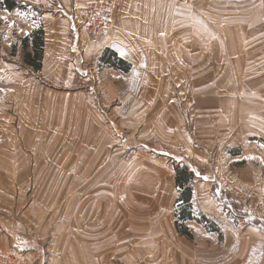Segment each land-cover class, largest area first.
<instances>
[{"label":"crops","instance_id":"0c3cea01","mask_svg":"<svg viewBox=\"0 0 264 264\" xmlns=\"http://www.w3.org/2000/svg\"><path fill=\"white\" fill-rule=\"evenodd\" d=\"M13 1L23 9L4 10L0 6V18L7 22L2 25L4 31L13 32L14 25L24 21L29 10L42 11L38 27L27 21L22 37L42 30V67L38 74L44 73L65 88L80 83L70 65L81 59L84 64L94 60L100 71L105 69L113 79L125 81V87L104 88V96L118 102L121 97L134 98L108 111L105 106L89 103L71 105L68 110L49 99L40 114L49 116L56 128L35 125L38 133L34 135L44 140L43 154L60 167L51 171L45 160L44 166L37 162L39 196H43L42 203L64 208L58 237L67 244L74 242L77 254L78 250L82 253L81 258L78 255L79 264H91L87 254L132 256L134 264H264V221L241 225L224 209V186L197 182V172L207 167V157L199 154L192 141H187L182 114L174 102L176 89L202 98L205 109L228 115L226 122L230 127L236 117L242 120L246 115H257L256 109H264V22H256L263 16L261 10L231 11L218 18L215 13L221 11L217 9L208 17L211 25L200 27L194 23L189 29L187 21L199 15L191 12L194 3L185 6L190 11H175L169 7L174 3L167 0H122L114 14L112 30L95 44L87 41L83 29L80 36L77 33L78 38L71 33L72 14L79 7L100 0ZM16 16L21 20H16ZM106 51L128 63V71L109 68L102 61ZM132 73L135 75L129 77ZM162 79L163 84L155 82ZM138 80L139 86L127 87ZM179 83L180 88L175 89L173 86ZM243 97H247V102L240 100ZM123 129L138 133V150L132 158L140 161H134V173L127 174L129 179L134 177L131 183L124 184V192L114 189L108 193L104 186L98 188L103 174L94 168H111L109 154L120 164L130 158L126 153L132 149L126 147ZM80 137L83 144L79 150L74 144ZM68 148L73 149L72 155L66 151ZM60 151L64 156L75 155L70 169V158L59 159ZM15 158L12 173L16 179L24 180L28 177L29 161ZM177 168L192 173V181L186 186L191 188V217L209 220L216 230L208 231L205 224L196 220H179L184 190L176 186ZM90 179L94 184L85 186ZM251 185L227 183L226 187L236 194L246 192L234 198L250 208L259 203L255 186ZM123 194L128 208L133 209L130 212H134L124 219L116 217ZM94 219H100L99 223ZM176 222L180 229L183 225L190 238L178 232ZM90 238L101 240V246H94L93 250L88 246ZM110 241L114 242L111 249L115 251H106L111 247ZM98 264L108 263L105 260Z\"/></svg>","mask_w":264,"mask_h":264},{"label":"rangeland","instance_id":"374dc122","mask_svg":"<svg viewBox=\"0 0 264 264\" xmlns=\"http://www.w3.org/2000/svg\"><path fill=\"white\" fill-rule=\"evenodd\" d=\"M167 1L174 3H170L169 7L175 11H190L185 6H192L194 3V10L191 12L199 13V15L192 17L193 21H187L189 29L190 25L194 23H198L200 27L206 23L211 25L208 17L215 11L217 12V9L221 11L215 13L218 18H221L223 14L232 13L231 11L242 13L250 10H261L263 16L258 18L256 22H264V0H192L190 4ZM200 2L202 3L201 7H199ZM121 3L122 0H118V6L113 11V17ZM41 16L42 11L29 10L24 21L14 25L13 32L3 30L2 25L7 24V22L6 19L0 18V264H4L6 257L16 261V263L11 264H68L71 260L75 264H79L78 255L80 258L82 256L79 250L77 254L73 241L72 244H67L64 242V238L58 237L60 235L58 228L63 225L61 220L64 218L62 215L64 208L42 203L43 196H39L36 184L35 167L37 162L44 166L43 161L45 160L46 165L52 169L51 171L60 168L55 160L49 161L43 154L41 149L44 142L43 138L34 135L38 133H36L35 125L44 124L46 129L49 126H55L51 123L49 116L40 114L44 109L45 102L51 99L57 103L56 105L68 110L71 105L89 103L99 108L105 106L108 111L114 105L125 101L130 103L134 100L131 96H125L121 97V101L118 102V99L113 100L104 96V88L125 87V81L118 78L113 79L114 76L109 73L106 74L105 69L100 71L99 66L94 65V60L84 64V59H81L78 63L70 65L72 66V73L80 77V83L70 86L68 84L65 88L59 86L57 80L54 81L53 78L47 77L44 73L38 74L34 69L25 65L22 61V37L26 34L24 27L27 21H33L32 25L38 27ZM16 20H21V18L16 16ZM111 30L112 28L108 33ZM85 37L87 39L86 33ZM90 42L99 43V41ZM13 44L15 45L14 51H12ZM224 58L227 60V55ZM217 62L214 61V63ZM126 65L130 67L128 63ZM140 71L144 72L145 70L140 69ZM134 75L135 73H132L129 77ZM155 82L163 84L165 81L162 79ZM139 83L138 80L135 84H128L127 87L139 86ZM175 86H173L175 89L180 88V83ZM178 90L176 89L174 102L182 114L183 123L187 130L185 137H187L188 142L192 141L198 147L196 150L199 151V154H205L207 157V167L202 168V171L198 170L199 181L197 182H212L224 186L226 199L222 203L224 206L227 205L224 209H228L229 214L234 219H238L241 225L263 223L264 109L255 110L258 116L246 115L247 118L242 120L236 117L237 121L234 122L233 127H230L226 122L228 117L226 113L220 112V110H207L203 107L204 100L202 98L188 96ZM246 98L243 97L240 100L247 102L248 99ZM31 100L32 106L30 105ZM57 119L54 120L57 121ZM121 132L124 134L126 147L132 149L126 153V156L130 158L122 160V164H120L118 159L109 154L111 168L105 170L94 168L96 172L103 174L99 180L98 188L104 186L108 193H112L114 189L124 192V184L131 183L134 177L129 179L127 174L134 173V170H131L134 167V161H140L132 158L138 150L135 148V143L139 139L138 133L128 129H123ZM230 132L232 135L228 134ZM80 143L81 137L74 144L76 149L77 146H79V150L82 148L83 143ZM133 146L134 148H132ZM71 150L73 149L68 148L66 151L72 155ZM109 150L113 152L114 149L110 146ZM15 156L24 157L29 161L27 163L28 177L24 180L16 179V174L13 175L12 173V166L17 161ZM58 156L62 161L70 158L67 165V169H70L75 155L64 156L60 151ZM215 163H217L216 169ZM227 183H239L247 187L250 184L254 185L255 195L259 196V203L248 208L240 202L239 198H234L237 194L247 193L230 192L226 187ZM93 184V179H90L85 183V186ZM160 184H164V181L160 180ZM225 189H227L226 192ZM125 195H122V203L118 204V216H116L123 217L122 219L134 215V212H130L133 209L128 208L130 206L126 204ZM108 203L105 202L107 205ZM179 209L176 210V213ZM103 210L101 208V213ZM202 219L204 218L200 220L202 221ZM70 220L68 219L67 222L70 223ZM94 220L98 223L100 221V219ZM202 224H205L204 227L208 231L216 230L214 228L216 226L209 220L206 223L202 222ZM180 226L183 228V225ZM88 241L90 244L88 246L93 250L94 246L98 245L97 247H99L102 242L101 240L94 241L93 238ZM110 244L111 247L107 248L106 251H115V249H111L115 247L114 242L110 241ZM87 257L91 264H98L105 260L108 264H134V257H127V255L94 256L87 254Z\"/></svg>","mask_w":264,"mask_h":264},{"label":"trees","instance_id":"16d2710c","mask_svg":"<svg viewBox=\"0 0 264 264\" xmlns=\"http://www.w3.org/2000/svg\"><path fill=\"white\" fill-rule=\"evenodd\" d=\"M0 6L4 10H13L19 9L22 10L23 6L19 5L13 0H0ZM22 50H23V61L24 64L34 69V71L39 72L41 70V61H42V30L36 29L32 31L30 36L25 37L22 39ZM102 61L112 69L115 70H122L123 72H127L129 66L126 65L123 61L117 58L115 54L110 51H106L102 57ZM192 181V175L186 168H177L176 169V176L175 182L176 186L180 189L184 190L181 193L180 200H182L183 205L181 207L179 220H196L191 217L190 210H189V202L191 201V188L186 187L190 185ZM178 220V222H179ZM198 223L202 224V222H207L205 219L196 220ZM178 222H176V228L181 235L191 237L190 234L187 232L186 229H180Z\"/></svg>","mask_w":264,"mask_h":264},{"label":"built area","instance_id":"2783aa9c","mask_svg":"<svg viewBox=\"0 0 264 264\" xmlns=\"http://www.w3.org/2000/svg\"><path fill=\"white\" fill-rule=\"evenodd\" d=\"M177 3L190 4L192 0H172ZM118 6V0H101L79 7L72 14L71 32L75 37L82 29L87 39L92 42L99 41L113 27V11ZM4 264L16 263L13 258L6 257Z\"/></svg>","mask_w":264,"mask_h":264}]
</instances>
